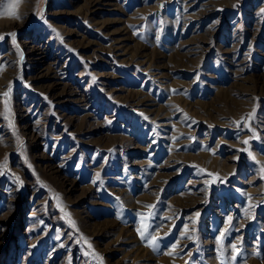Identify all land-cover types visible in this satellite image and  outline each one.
<instances>
[{"label":"rangeland","instance_id":"obj_1","mask_svg":"<svg viewBox=\"0 0 264 264\" xmlns=\"http://www.w3.org/2000/svg\"><path fill=\"white\" fill-rule=\"evenodd\" d=\"M15 11L0 15V264H264V0Z\"/></svg>","mask_w":264,"mask_h":264},{"label":"snow or ice","instance_id":"obj_2","mask_svg":"<svg viewBox=\"0 0 264 264\" xmlns=\"http://www.w3.org/2000/svg\"><path fill=\"white\" fill-rule=\"evenodd\" d=\"M18 4H19V0H9V3L7 5L0 4V9H3V10H0V15L16 16L17 13H16L15 10L18 7ZM9 35L12 36L13 40L15 39V34L14 33L9 34ZM8 94L9 93H4L3 95L7 96ZM253 116H254V113L253 114H249V120ZM236 123H237V126H239L240 122L238 121ZM10 126L13 127V130H14V125H12L11 121H10ZM247 126L250 127L251 126L250 123H248ZM254 138L258 139L259 137L257 136V137H254ZM17 139H18V142L19 143H22L21 141H19V138H17ZM244 143L245 144H248L249 141L248 140H245ZM243 151H248L249 152V155H252L249 149H243ZM252 159H255V156H252ZM3 167H6V161H5L4 164H0V168H3ZM29 167H31V165H29ZM261 172H264V166H262ZM57 199H59V198L57 197ZM149 207H152V206L150 205ZM61 210L63 211L64 209L61 208ZM197 215H199V214H197ZM65 218L68 219V222H69V224L72 227H74V228L76 227L75 222L73 220H71V214L70 213H65ZM147 230H148V226L147 225L144 226V229L143 230H141L139 228L137 229V231L140 233V236H141L142 239H145V234H146ZM159 239L160 238L158 236L152 235L150 238H148V241L147 242H148V244L151 247H153L154 250H157L158 251V243L157 242H158ZM176 246L177 245L174 244L172 246V248L175 249ZM89 247H91V245H89ZM232 248H233L235 254L231 257V261L234 262L236 260V256L237 255H240L241 253H240V249H238L236 247V245H232ZM168 254L169 255H172V254H174V252L173 251H170ZM221 254H222V249H221ZM256 254L259 255V253H256Z\"/></svg>","mask_w":264,"mask_h":264},{"label":"bare ground","instance_id":"obj_3","mask_svg":"<svg viewBox=\"0 0 264 264\" xmlns=\"http://www.w3.org/2000/svg\"><path fill=\"white\" fill-rule=\"evenodd\" d=\"M155 3V2H154ZM154 5V4H153ZM145 9V8H144ZM133 17V16H132ZM130 18V17H129ZM135 18V17H134ZM134 20V19H133ZM208 27V26H207ZM112 44V43H111ZM115 46V45H114ZM152 49V48H151ZM201 50V49H200ZM129 52V51H128ZM174 53V52H173ZM143 54V53H142ZM134 55V54H133ZM129 56V55H128ZM161 56V55H160ZM176 56V55H175ZM178 57V56H177ZM203 57V56H202ZM178 59V58H177ZM1 60V59H0ZM177 61V60H176ZM188 62V61H187ZM240 62V61H239ZM181 65V64H180ZM234 72V71H233ZM176 82V81H175ZM221 92H223V91H221ZM144 94V93H143ZM146 94V93H145ZM141 96V95H140ZM226 96V95H225ZM142 98V97H141ZM146 98V97H145ZM144 98V99H145ZM156 99V98H155ZM170 99V98H169ZM199 101H201V100H199ZM143 102V101H142ZM158 102V101H157ZM146 103H148V102H146ZM192 103V102H191ZM201 104V103H200ZM206 104V103H205ZM191 105V104H190ZM198 105V104H197ZM215 105V104H214ZM212 106H213V104H212ZM157 107V106H156ZM165 108V107H164ZM206 108V107H205ZM235 108V107H234ZM148 109V108H147ZM155 109V108H154ZM196 109V108H195ZM194 110V109H193ZM225 110V109H224ZM154 111V110H153ZM202 111V110H201ZM213 112V111H212ZM169 113V112H168ZM170 114V113H169ZM198 114H200V113H198ZM206 116V115H205ZM214 118V117H213ZM216 118V117H215ZM82 121V120H81ZM161 122V121H160ZM170 125V124H169ZM186 128V127H185ZM110 138V137H109ZM115 141V140H114ZM183 154V153H182ZM207 154V153H206ZM174 155V154H173ZM189 156V155H188ZM209 156V155H208ZM211 156V155H210ZM209 158H211V157H209ZM209 160V159H208ZM211 161V160H210ZM169 162V161H168ZM212 162V161H211ZM217 165V164H216ZM216 168V167H215ZM56 169V168H55ZM230 169V168H229ZM215 170V169H214ZM160 173V172H159ZM158 173V174H159ZM167 175V174H166ZM159 177V176H158ZM160 183V182H159ZM193 195V194H192ZM181 197V196H180ZM179 199V198H178ZM189 199V198H188ZM185 202V201H184ZM136 207V206H135ZM81 223V222H80ZM97 224V223H96ZM101 225V224H100ZM121 232V231H120ZM121 234H122V232H121ZM118 236V235H117ZM141 249H142V247H141ZM140 249V250H141ZM138 252V251H137ZM136 252V253H137ZM144 252V251H143ZM149 252V251H148Z\"/></svg>","mask_w":264,"mask_h":264}]
</instances>
